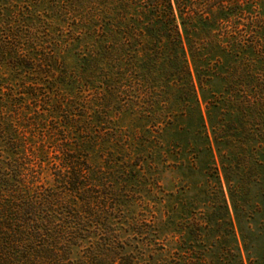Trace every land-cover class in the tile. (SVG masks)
I'll return each mask as SVG.
<instances>
[{
    "label": "trees",
    "instance_id": "obj_1",
    "mask_svg": "<svg viewBox=\"0 0 264 264\" xmlns=\"http://www.w3.org/2000/svg\"><path fill=\"white\" fill-rule=\"evenodd\" d=\"M255 11L264 1L0 0V264H151L123 232L142 226L129 189L153 133L202 178L170 263L245 264L238 232L264 264V221L250 223L263 150L233 139L262 109L264 18L231 23Z\"/></svg>",
    "mask_w": 264,
    "mask_h": 264
},
{
    "label": "rangeland",
    "instance_id": "obj_2",
    "mask_svg": "<svg viewBox=\"0 0 264 264\" xmlns=\"http://www.w3.org/2000/svg\"><path fill=\"white\" fill-rule=\"evenodd\" d=\"M258 17L264 18V12L255 11L251 14H239L235 17L233 16V21L231 23L240 27L243 25L253 27V25L256 26L254 23L255 20L253 19ZM257 89H260L259 95L261 97L259 99L261 100L259 101V105L262 108L261 112L259 114L253 113L252 116H246L244 118L245 129L243 130L245 135L241 133V131H239L240 133H238V135L234 132L235 137H233V139H236L237 136H243V138H240V142L236 144L242 145L246 150H251L249 151L251 156L257 155L255 152L256 149H262V153L257 157L264 163V85H260ZM248 99L245 100L247 101ZM118 125L129 129V127L131 128V121L129 119H123ZM153 134L157 141L153 142L151 158L138 167V180L134 182V187L129 189L131 190L129 193L133 194L132 196L135 198V210L139 213L137 218L140 221V226H142L139 227V233L133 232L131 228H129L126 229L127 231L123 232V236L128 237L132 248L134 246L137 247V249L145 255V258L149 259L151 264H171V259L176 257L173 254V251H175L174 249H176V243L181 242L186 236L185 227L187 225L183 222L184 219H188L190 216L188 213H190L189 211L191 208L188 203L191 202L190 198L196 193V185H198H194V183H199L202 178L200 174H198L197 168H194L195 166H193L194 169H192L188 164L183 166V164L176 163V161L169 156L167 157V142L164 141L163 145H160L161 137L156 133ZM164 137L167 141V135ZM91 163L96 164L97 159H92ZM220 178L223 193L228 200L227 185L222 175ZM210 182L214 184V179L213 181L210 180ZM257 199L261 204L260 207H262V210H260L261 212L254 213L253 220L250 221L253 228H256L260 221H264V196ZM206 200L207 199L200 194L198 196L196 208L204 210L206 207ZM180 203L183 205L182 209L179 207ZM229 209L236 228L237 224L231 206H229ZM169 213L173 214L176 220L175 225H171V228L167 225V215ZM178 222L180 223L179 225ZM262 223L264 224V222ZM237 239L242 258L245 264H248L246 253L243 249L238 232Z\"/></svg>",
    "mask_w": 264,
    "mask_h": 264
}]
</instances>
